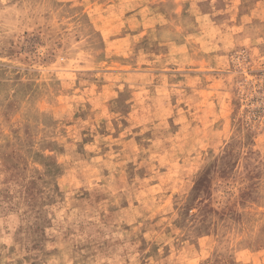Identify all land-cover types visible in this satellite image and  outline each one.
<instances>
[{"label": "rangeland", "instance_id": "obj_1", "mask_svg": "<svg viewBox=\"0 0 264 264\" xmlns=\"http://www.w3.org/2000/svg\"><path fill=\"white\" fill-rule=\"evenodd\" d=\"M0 264H264V0H0Z\"/></svg>", "mask_w": 264, "mask_h": 264}]
</instances>
